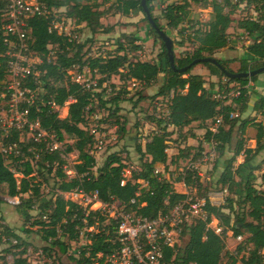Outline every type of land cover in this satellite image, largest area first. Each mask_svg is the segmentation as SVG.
I'll return each instance as SVG.
<instances>
[{
    "label": "trees",
    "instance_id": "trees-1",
    "mask_svg": "<svg viewBox=\"0 0 264 264\" xmlns=\"http://www.w3.org/2000/svg\"><path fill=\"white\" fill-rule=\"evenodd\" d=\"M43 2L49 10L63 9L64 16L70 18L76 25L84 24L91 34L99 31L109 32L112 26L103 28L102 16L111 11L112 14L128 16L143 13V19L148 24V35H155L159 39L157 32L148 23L145 13L141 7V0H38ZM194 3H204L212 9L211 17L201 26L180 27L189 17V2H172L167 4L161 15L166 20L169 28H179L180 34L186 35L193 44V49L189 52L174 57V66L179 69L189 65L196 58L213 57V53L228 45V28L233 22L232 14L241 3L246 7L252 6L255 16H247L238 20V28L250 39L246 45V54L240 60L239 68L235 72L249 71L264 66V0H192ZM151 15L154 10L152 0H146ZM107 5L105 8L102 6ZM6 4L0 0V53L6 47L2 42V25L6 22ZM109 10V11H108ZM156 24L162 28L158 18L153 16ZM48 19L44 16H36L29 22L31 34L34 38L32 49L44 56L47 52V45H57L58 54L52 63L41 64V87L43 89V99L46 104L39 105V110L35 111L31 107V118L38 117L41 127L56 133L59 138L67 136L73 140L66 146V152L77 151V161L73 170L75 175L70 179H65V174L61 171L60 165L64 162L57 152H47L43 144L34 142L32 139H24L20 142L19 132L11 130L9 141L16 142L20 152L18 155H10L4 158L0 151V186L6 185L10 196L20 195V208L24 223L21 231L26 236L32 232L33 226L40 234L41 239L46 243L43 251L51 255L55 250L61 253L67 252L70 242L79 241L80 231L84 227L94 226L95 233L89 235V243L77 247L78 253L69 255L70 262L67 264H92L91 257L98 252L107 253L118 247V242L111 243L112 229L107 230L103 216L98 212L85 213V210L78 204L64 199L61 194H54L46 198L41 195V181L38 179L42 171L54 174L57 177V189L65 192L76 187L83 188L89 192H97V197L102 202L113 200L124 204L128 210L136 211L142 216L155 217L158 213L169 210L185 195L174 191L173 183L180 181L181 176H177L174 181L165 178L161 173H156L158 166L165 170L167 166V142L173 130L169 127L181 130L191 123L198 122L199 125L206 124L204 137L216 142L217 157H221L226 145L230 144L232 132L238 118H229L232 107L224 104L222 100L213 97L215 84L205 87V80L200 74L191 73L192 65L185 71L173 69L170 66L166 48L161 42V52L158 60L154 62L133 60L129 57V48L124 42H118L116 50L108 52L107 56H92L89 49H85L89 39L74 45L65 37L48 31ZM189 28V29H188ZM128 44L133 46V50L139 49L134 44L139 40L133 34H122ZM91 48V47H90ZM110 51V50H108ZM214 58V57H213ZM219 63L199 62L207 67L211 75L219 78L225 77L227 83H236L238 87L230 86L224 89L238 90L239 94L234 99L235 105L239 106L240 113H243L247 106L248 98L247 84L257 80V75L249 77H227L222 68L232 71L227 67L228 60L215 58ZM74 65L82 70L87 66L91 71L106 74L112 79L114 74H120V79H125L129 83L132 80L143 81L145 85L154 82L159 74L164 75V79L158 90L151 97L155 99H166V114L163 117L158 115L147 116L151 123L155 124V130L147 135L144 144L136 142L135 151L139 155L140 164L137 170L131 172V180L120 184L122 171L127 165L126 155H121L120 151L111 152L106 156L102 164L95 167V155L90 152L95 149V144L88 122L90 115L96 107H107L109 116L117 115L112 121L116 126V134L124 136L127 132V120L118 116L121 108L120 102L124 97L122 94L133 88H121L113 90L105 98L104 92H92L80 88L77 84L64 81L65 71ZM125 69L121 73L119 70ZM6 74V58L0 56V87ZM115 82V81H114ZM116 83V82H115ZM114 86L113 84L111 85ZM221 85L219 90L222 91ZM138 92V91H137ZM75 100L68 104L67 115L64 118L58 117L56 112L47 101L51 100L54 105L62 106L68 97ZM131 98V97H130ZM143 95L134 100L133 106L143 99ZM157 101V100H156ZM157 103V102H156ZM240 104V105H238ZM255 109H262L264 117V97L259 96L255 103ZM223 115L224 125L218 132L212 134L208 129L214 117ZM116 117V116H115ZM256 126L255 147L244 148V139L240 138L232 152V155L223 162V170L218 178V183L222 188L233 193L234 198L228 199V206L232 209V204L236 203L238 209L235 211L234 219L222 212L221 207L211 205L206 199V218H197L182 227L180 239L185 237V241L180 245V240L175 244V248H164L165 261L167 264H264V190L255 186V171L260 169V165L253 164L254 157L264 149V123L253 122L242 119L237 127L243 133L246 127L251 124ZM137 126V122L135 123ZM202 127V126H201ZM4 141H7L6 139ZM136 141V140H135ZM200 151L190 158L197 159ZM201 153V152H200ZM243 155V162L234 166V161L239 155ZM198 155V156H197ZM216 159V161L218 160ZM55 163V165H54ZM55 166V167H54ZM214 166H216L214 164ZM14 173L20 174L16 178ZM37 177L38 180H35ZM264 180V173L262 174ZM186 186L205 185V181H195L191 173L183 177ZM195 183V184H194ZM28 193L27 197L22 195ZM134 202H131V200ZM37 203L39 212L32 215L29 210ZM25 208L24 210H22ZM234 211V210H233ZM211 216L220 218L224 225V232L232 231L234 236L242 235L243 241L239 243L236 254L225 251L224 232L217 234L208 226ZM0 242L3 238L8 241V246L0 249V264H30L26 257V249L30 245L26 237L19 235L15 230L7 225L0 228ZM86 233V232H85ZM88 251L89 255L85 253ZM11 252L15 258L8 262L6 254ZM243 252L238 259L237 255ZM223 254L226 259L222 261ZM51 264H65L55 257Z\"/></svg>",
    "mask_w": 264,
    "mask_h": 264
},
{
    "label": "rangeland",
    "instance_id": "rangeland-1",
    "mask_svg": "<svg viewBox=\"0 0 264 264\" xmlns=\"http://www.w3.org/2000/svg\"><path fill=\"white\" fill-rule=\"evenodd\" d=\"M183 1L189 2V17L184 20L180 27L185 26L187 28L189 26H201L203 25V23L210 19L212 9L209 6H205V4L202 2L194 3L192 0H152V5L154 6L152 14L153 16H156L158 18L162 29L172 39L174 57L191 51L193 49V44L187 37H185L186 35L182 36L180 34V32L178 31L179 28L172 29L167 27L166 20L161 15V10L169 3ZM106 6L107 5L102 6L101 8L103 9ZM56 10L57 15H64V11L62 8ZM249 15H256V13L252 10V6L246 7L245 3H241L232 14L233 22L227 30L229 39L228 45L216 50L212 55L214 58L228 60L226 65L234 72L238 70L240 60L243 55L246 54V45L250 41V39L247 38L242 30L238 28L237 22L238 20ZM101 22L103 24V28L112 26L113 33L109 34V36H106L105 34H101L102 31H99L98 33L93 35L89 30H87L88 28L81 27V25L78 26L73 21L68 28L72 33H77L79 35L80 43L87 39L91 40L86 43L85 49H89V52L91 51L92 56H95L97 54H104V56H107L108 52L116 50V48L118 47V42H124L126 44L125 46H127V48H129L130 50V59H137L148 62H154L158 60V54L161 52V42L157 36L153 34H147L149 27L147 22L143 19L142 12H139L137 15L129 14L128 16H124L120 14H112L111 11H109L102 16ZM122 29H125V31H121ZM122 32H125L124 34L127 35L133 34L135 36H138L139 40H137L134 44L138 45L139 49L133 50V46L131 47V45L127 43L125 38L121 36L123 34ZM119 72L123 73L125 72V69L121 68ZM191 73H202L206 88L209 87V84L214 83V93H216L220 89L219 85H221L222 91L220 90L218 92L229 95V98L226 99V102L224 104L230 105L233 108L232 112L234 115L232 118H238V120L236 121V125L232 132L231 142L230 144L226 145L223 155L218 158L216 153V156L210 159L211 161L209 162V166L206 172V174L210 178L205 181V185L197 186L194 183L195 185L189 186L188 188H186V191L190 193L193 199L207 198L208 202L211 205L221 207L222 212L228 214L232 221L235 216V211L238 209V205L236 203L232 204V209L234 211L230 210L227 206L229 204L228 199L234 198L235 195L233 193H230L229 191H227V193L224 192L222 186L218 183V178L223 170L224 160L228 159L232 155L234 146L240 138H243L245 140L244 148L255 147L256 126L254 124L256 123L249 124L243 133H240L239 130H237V127L242 119L264 123V117L261 114L262 109H255L254 107L255 103L258 102V98L254 93H252L253 91L251 86L248 88V90L252 92L249 93L246 101L247 108L243 113H240L239 106H236L234 102V99L237 96L232 95L233 89L229 90L228 92H224V89L229 88L230 86H234L235 88L238 87L236 83L228 84L225 77L219 78L217 76L211 75L207 67L202 63L195 64L191 69ZM258 75L263 78L264 72L257 74V77ZM163 79L164 75L161 73L150 85L141 84L127 90V92H124L122 94L124 99L120 102L121 108L118 112V116H121V118H125L127 120V132L124 134V136L116 134V126L112 124V121L117 118V115H107V107H109L110 104H106L104 107L99 105L98 107H96L93 113H97L98 117L89 119L88 128L90 129L92 126H97L99 132L101 134H104L103 139L105 141V147L99 154L95 155V167L93 168V170H96V168H98L102 164L108 154L118 151L121 152L119 153L120 156H127V165L125 166V168H129L130 172L139 168L140 159L139 155L135 151V144L136 142H140L143 145L147 138L146 136L153 132L156 128L155 124L151 123L149 119H147V116L158 115L159 117H163L167 111L166 99L158 100L154 97H151L158 90ZM111 80L116 82L115 86L121 88L126 89L131 85V83H129L125 79H120V74H114ZM64 81L68 82V80L65 79ZM139 95H143L144 98L141 99V101L138 102L136 106H133L134 100H136ZM61 114L64 115V111H62ZM136 122L137 126L135 125ZM201 126L203 128H201ZM195 129L197 131H194ZM169 130H173V133L170 134V138L167 142V149L169 148V150H167V154L170 165H167L165 167L164 176L166 179L174 181L176 177L179 176V174H181V172L184 170L186 161L196 155L198 151H208L211 148V144L204 137V134L206 132V124L199 125L198 122H194L191 123V127L186 126L181 130L169 127ZM64 140V147L73 142V140L67 136H65ZM200 152L198 155H200ZM77 156L78 153L75 150L67 153L64 159L67 170L72 169L74 164L78 162ZM174 157H176V159ZM217 158L218 160L216 161ZM241 162H243L242 154L236 157L234 166ZM214 164L216 166H214ZM253 164L261 166L259 170L255 171L257 177L254 184L258 189L264 190V180L262 178V174L264 173V149L254 157ZM158 167V169H163L162 166ZM41 174L42 175H40L38 178L41 181V195L49 198L54 194H57V177L55 176L54 172L48 173L46 171H42ZM15 177L19 178V175L15 174ZM38 179L36 177L35 180ZM65 179H68V177L65 176ZM173 186H175V184H173ZM175 187L176 190L184 191V188L182 189L181 186L176 185ZM23 196L27 197L28 193L24 194ZM10 197L11 196L8 194L7 186H0V228L2 225H4V223H7L19 235L26 237L30 244L28 246V252L26 255L30 264H51L55 257H59V260L62 263L67 264L70 262L69 255L73 253L75 254V256L77 255V247L83 246V242H86L85 238H80L79 241L70 242V246L67 249V252L61 253L60 251L55 250V252H53L51 255L46 254L42 249L43 246L46 245V243L41 239L40 234L36 231V226L31 227L32 232H30L27 236L26 233L21 231V226L23 225L24 220L21 215L20 208L17 205H12L8 202V199ZM24 209L25 208H23L22 210ZM29 212L33 216L38 214V204L35 203L29 210ZM103 218L105 220V217ZM210 219V224L213 227L215 225H219L222 228L223 233L224 225L222 223V220L214 216H211ZM230 233L231 231L226 229L223 234L225 237V251L236 254L237 246L240 242L243 241V238L239 241L236 239V236H234L233 234L231 235ZM185 239V237H182L179 244L182 245ZM6 246H8V241H6V238H3L0 242V249ZM262 252H264V250ZM242 254L243 252L237 255L238 259ZM85 255H89L88 251L85 253ZM14 258L15 256L11 252H8L6 254V259L8 262H12ZM225 259L226 255L223 254L222 261H224Z\"/></svg>",
    "mask_w": 264,
    "mask_h": 264
},
{
    "label": "built area",
    "instance_id": "built-area-1",
    "mask_svg": "<svg viewBox=\"0 0 264 264\" xmlns=\"http://www.w3.org/2000/svg\"><path fill=\"white\" fill-rule=\"evenodd\" d=\"M3 1L6 4L4 13L6 22L2 25L1 38L6 49L0 53V56L6 58V74L0 87V151L4 158L19 154L20 149L17 143L9 141L11 130H16L19 132L20 142L24 139H32L34 142L43 144L45 151L57 152L60 158L64 160L68 153L63 143L65 136L62 139L59 138L56 133L41 127L38 117L31 118L30 116L31 107L34 106L35 111H38L40 104H46L41 87L40 66L44 61L49 64L55 60L58 54V46L48 44L44 56L36 53L32 49L34 38L29 22L36 16H44L49 21V32H55L65 37L74 45L80 43L79 35L72 33L68 28L72 22L70 18L57 15L56 9L49 10L43 2L38 0ZM88 55H92L91 51ZM98 55L104 56V54H97L96 56ZM62 70L65 71L64 79L68 82L75 83L80 88L92 92L103 91L104 97L112 93L113 90H117L115 82L110 77L91 71L87 66H84L82 70L77 65L71 69ZM112 84H114L113 87ZM141 84L144 85L145 83L137 80L131 81V87ZM238 94V90H232V95L238 96ZM103 96L102 98H104ZM213 97L225 103L229 95L217 91ZM74 100L70 96L62 106L54 105L51 100L47 103L58 112L59 118H64L67 115L68 104ZM62 111H64V115L61 114ZM233 115V112H230L229 118H232ZM97 117V113L90 115L91 119ZM223 125L224 118L220 114L213 118L207 130L215 134ZM90 134L95 144V149H91L90 152L97 155L105 147L104 134L99 132L97 126L90 128ZM5 139L7 141H4ZM209 142L211 148L208 151L203 150L197 159L186 161L184 170L179 174L181 180L175 182L176 184L188 188L189 186H186L183 181V177L188 172L191 173L192 179L199 180L198 182L210 178L206 172L210 159L216 156V142L213 139H210ZM60 169L68 179L75 175L73 167L70 170L66 169L65 160L60 165ZM52 172H54V168ZM155 172L164 175L165 170L164 168L156 169ZM15 174L20 177V174ZM127 180H131V172L129 168H124L120 184L123 185ZM174 191L184 194L185 197L171 206L167 212L158 213L152 218L128 210L124 204L117 200L102 202L98 199L96 191L89 192L76 187L65 192L58 190V194H61L64 199L80 205L86 214L98 212L100 216L105 217L104 224L108 226L107 230L112 229L111 243L118 242V247L107 253H96L95 256L91 257L92 264H167L164 248H175V244L180 240L183 225L193 219L206 218L205 198L193 199L186 190L181 192L174 189ZM223 191L227 193L226 188ZM8 202L12 205H18L20 195L11 196ZM131 202L134 200L132 199ZM210 222L208 226L217 234H222V228L219 225L213 227ZM95 232L94 226L84 227L80 231V238L86 240L83 245L89 243V235ZM230 234L232 235V231ZM242 238V235L236 236L239 241ZM237 264L243 263L237 262Z\"/></svg>",
    "mask_w": 264,
    "mask_h": 264
},
{
    "label": "water",
    "instance_id": "water-1",
    "mask_svg": "<svg viewBox=\"0 0 264 264\" xmlns=\"http://www.w3.org/2000/svg\"><path fill=\"white\" fill-rule=\"evenodd\" d=\"M140 4H141L143 12L145 13V16L147 18L148 23L157 32L158 36L160 37L161 41L163 42V44L166 48V54H167L170 66L173 69H177L174 66V52H173V41H172V39L162 28H160L156 24L155 20L153 19V16L150 13L148 6H147L146 0H141ZM199 62H211V63L217 64L219 66V63L216 61L215 58H213V57H202V58H196L189 65H187L183 68H179L177 70L185 71L186 69H188L192 65L197 64ZM222 70L227 77H232V78L233 77H236V78H238V77H249V76L257 75L261 72H264V66H261L259 68L254 69V70L240 71V72H231V71L226 70L225 68H222Z\"/></svg>",
    "mask_w": 264,
    "mask_h": 264
},
{
    "label": "crops",
    "instance_id": "crops-1",
    "mask_svg": "<svg viewBox=\"0 0 264 264\" xmlns=\"http://www.w3.org/2000/svg\"><path fill=\"white\" fill-rule=\"evenodd\" d=\"M81 27H85L84 24H81ZM87 30H89V29H87ZM112 30H113V29H112ZM112 30L109 31V32H102L101 34H105L106 36H107V35L109 36V34H112V33H113ZM121 31H125V29H122ZM122 33H125V32H122ZM197 74H198V73H197ZM199 74H200V73H199ZM200 75H202V73H201ZM250 86L252 87V91H253V92L250 91V90H248V93H250V92L254 93V94L257 96V98H258L259 96H263V97H264V77L261 78V77L258 75L257 80H255V81H250V82L247 84V88H249ZM188 127H191V125H189ZM201 128H203V127H201ZM188 129H190V128H188ZM194 131H197V130L195 129ZM192 135H193V134H192ZM167 150H169V148H168ZM167 150H166V151H167ZM202 151H203V150H202ZM174 158L176 159V157H174ZM239 164H240V163H239ZM167 165H170L169 160H167ZM173 184H175V186H176V185L181 186L182 189L184 188V191L186 190V188L183 187L181 184H176V183H173ZM175 186H173L174 189H176ZM177 191H179V190H177ZM181 192H182V191H181ZM3 223H4V222H3ZM4 225L9 226L7 223H4ZM9 227H10V226H9ZM27 252H28V247H27V249H26V253H25V255H27Z\"/></svg>",
    "mask_w": 264,
    "mask_h": 264
}]
</instances>
